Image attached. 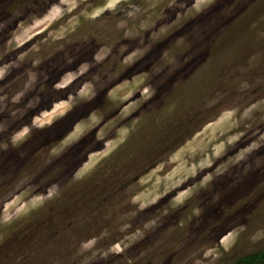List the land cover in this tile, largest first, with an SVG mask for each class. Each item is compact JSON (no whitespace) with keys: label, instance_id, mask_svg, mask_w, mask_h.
<instances>
[{"label":"rangeland","instance_id":"1","mask_svg":"<svg viewBox=\"0 0 264 264\" xmlns=\"http://www.w3.org/2000/svg\"><path fill=\"white\" fill-rule=\"evenodd\" d=\"M0 69V264L264 251V0H0Z\"/></svg>","mask_w":264,"mask_h":264},{"label":"trees","instance_id":"2","mask_svg":"<svg viewBox=\"0 0 264 264\" xmlns=\"http://www.w3.org/2000/svg\"><path fill=\"white\" fill-rule=\"evenodd\" d=\"M233 264H264V251L244 255L234 261Z\"/></svg>","mask_w":264,"mask_h":264},{"label":"clouds","instance_id":"3","mask_svg":"<svg viewBox=\"0 0 264 264\" xmlns=\"http://www.w3.org/2000/svg\"><path fill=\"white\" fill-rule=\"evenodd\" d=\"M2 74H3V70L0 69V75H2ZM62 86H63V84H59V83L56 85V87H58V88H59V87H62Z\"/></svg>","mask_w":264,"mask_h":264}]
</instances>
